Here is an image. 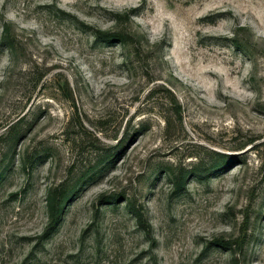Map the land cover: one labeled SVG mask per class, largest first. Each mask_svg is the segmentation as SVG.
Segmentation results:
<instances>
[{
  "label": "rangeland",
  "instance_id": "rangeland-1",
  "mask_svg": "<svg viewBox=\"0 0 264 264\" xmlns=\"http://www.w3.org/2000/svg\"><path fill=\"white\" fill-rule=\"evenodd\" d=\"M0 264H264V0H0Z\"/></svg>",
  "mask_w": 264,
  "mask_h": 264
},
{
  "label": "trees",
  "instance_id": "trees-1",
  "mask_svg": "<svg viewBox=\"0 0 264 264\" xmlns=\"http://www.w3.org/2000/svg\"><path fill=\"white\" fill-rule=\"evenodd\" d=\"M110 36H112V37H115V36H117V35H108V37H110ZM118 37H120V36H118ZM119 39H122V38H119ZM122 41H125V40H122ZM64 196H65V194H64ZM55 219H53V222H54V224L52 223L51 224V226L48 228V230H47V232H46V236H48V235H50L52 232H53V229H55L56 227H55V225H56V223H57V218L59 217V215L58 214H56L55 215ZM138 217V216H137ZM140 218V217H139ZM142 219V218H141ZM139 222L140 223H142V220H139ZM222 243V242H221Z\"/></svg>",
  "mask_w": 264,
  "mask_h": 264
}]
</instances>
